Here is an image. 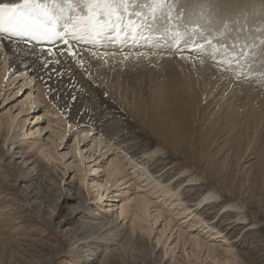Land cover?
<instances>
[{"label": "rangeland", "instance_id": "374dc122", "mask_svg": "<svg viewBox=\"0 0 264 264\" xmlns=\"http://www.w3.org/2000/svg\"><path fill=\"white\" fill-rule=\"evenodd\" d=\"M120 15L117 23L122 31L118 36L109 31L95 44L76 42L73 44L74 50L89 46L101 57L96 58V62L104 63L103 67L107 70L105 75L119 82L123 92L130 91L128 100L133 97L137 101L142 99L145 110L142 114L132 113L130 122L138 133L142 132L173 158L174 168L182 169L184 176L198 180L197 185L192 187L202 188L205 195L212 192L220 202L232 205L220 211L219 219H232L233 228L228 234L222 232L217 237V225L213 231L199 222L191 228V223L197 218L191 220L193 216L185 219L182 215H176L177 211L169 207L168 202L164 203L163 197L153 196L156 205L151 208V217L145 226L149 232L142 231L144 244L150 248L138 254L147 255L150 264H264V0H164L156 5L153 0H128L127 10L121 9ZM207 41H212V44L208 45ZM195 45H201L203 50ZM121 54H125L122 61L119 59ZM80 56L81 53H78L77 59L83 61V67L75 60L77 66L86 72L93 87L107 93L109 90L101 83L106 78L99 79ZM192 61L210 65L225 76L226 81H231L222 98L219 93L225 82L215 84L209 77L203 85L195 69L189 66ZM3 66L1 64L0 68ZM184 69H188L190 78ZM16 71L8 72L5 80L13 79L17 74H12ZM18 82L5 89L3 85L2 88L0 126L5 124L9 113L18 117L10 131L3 127L5 132L0 134V152L3 153L2 158L7 159V152L12 146L19 148L17 145L24 143L25 149L29 150L30 160L33 155L39 156L67 195V199L60 200L58 211L68 208L66 200L76 197V189L83 192V210H91L92 207L100 211L108 209L114 212V216L125 201V191L130 190L133 195L146 193L148 189L142 185L149 181L139 180L143 172L132 164L128 166V172L134 177L132 184L117 188L120 196L116 202H111L115 199L111 193L101 201L97 192L94 193L88 186L91 184L89 180L94 178L91 176L93 171L86 172L88 166L85 163L78 171L73 167L75 160L70 152L76 128L70 127L64 141L58 146L54 161L31 149L37 142L43 150L51 148L53 153L55 143L52 141L58 138L49 129L42 131L41 138L38 135L27 138L24 135L27 129L32 128V132H36L35 126L45 127L46 124H35L37 117L34 118V115L43 113V109H36L29 116H26L28 113L18 115L21 100L25 97L24 93L14 96L23 81ZM155 91L159 92L162 104L148 100L150 98L147 97ZM211 92L215 93V100L206 102V96ZM108 95L105 94L106 99ZM254 99L260 100L258 105ZM9 122H12L11 117ZM92 138L81 142L82 152L95 154L94 159L107 163L106 158L110 156L111 159L113 154L109 152L107 156L100 157L106 151L107 144L101 145V150L95 148L92 151ZM116 143L109 142L110 145ZM111 148L126 157L121 149ZM64 154L68 156L63 158ZM24 172L27 175L28 170ZM102 175L104 173L99 176ZM16 176L14 172L0 169V264H81L89 259L88 252L71 253L74 241L65 237L55 225H48L49 219L59 220L56 215L46 209V215L41 217L33 212L32 204L20 190ZM179 176L168 182L170 186L178 185ZM102 180L104 177L99 182ZM70 185L75 187L73 194L68 191ZM186 185L187 181L176 191L177 194L184 188L190 189ZM190 190L189 194L198 192ZM196 196L194 194L191 199ZM156 207L162 208L168 219L170 215L173 217L174 222L170 227L164 218L154 219ZM196 208L194 206L193 209ZM240 218L246 221L238 220ZM124 222L130 225L132 218L128 216ZM177 227H182L191 236H198L208 246L214 245L215 254L207 258L205 249L197 251L196 247H190L188 241L184 245V239H180L176 232ZM67 228L72 229L71 226ZM65 235H68L67 231ZM230 248L231 252H227ZM130 253L119 249L104 264H128V259L134 258ZM130 264H134V261H130Z\"/></svg>", "mask_w": 264, "mask_h": 264}, {"label": "bare ground", "instance_id": "6f19581e", "mask_svg": "<svg viewBox=\"0 0 264 264\" xmlns=\"http://www.w3.org/2000/svg\"><path fill=\"white\" fill-rule=\"evenodd\" d=\"M72 43L77 44L74 41ZM85 46L83 48L81 46L82 49L76 51L81 53L80 58L88 63V67L97 74L99 79L106 78L100 82L103 87H107L109 90L108 92L106 91L107 93L92 86V81L86 76V72L77 66L76 59L71 58L67 54L65 51L67 46L62 41L58 40L54 45H49L46 42L37 43L36 41L24 43L20 42L17 37L9 38L7 34L0 35V61L4 65L3 68H0V72L2 71L0 74V96L4 92L2 89L3 85L5 89L16 81H19L18 83L23 81L19 86L20 90L18 89L14 95L25 94L24 99L21 100V106L19 105L21 109L18 115L28 113L26 116H29L36 109H43V113L34 115V118L37 117L35 124L43 122L46 124L45 127L44 125L35 126L36 132H32V128H29L24 132V135L27 138L38 135L41 138L42 131L49 129L57 136L58 140L52 141L53 144L55 143L53 153L51 148L43 150L37 142L31 147V149L39 151L49 161L57 159L58 146L64 141L70 127L76 128L74 132L76 137L70 152L72 154L71 158L75 160L73 161V167L75 171H78L79 167L85 163V166H88L85 169L86 172L93 171L91 176L94 178L89 180L91 184H88V186H90L91 191L97 192V196L100 197L101 201L111 193V197L115 198L111 202H116L120 196L116 192L117 188L124 185L128 186V183L132 184L134 177H131V173L128 172V166L132 164H135L143 172L139 180L144 179L142 182L149 181V183L142 185L147 187V194L137 193L133 195V193L129 192L130 190L125 191L123 193L125 201L121 203L120 211L114 216V212L108 209L100 211L92 207L91 210H83V192L80 189H76V197L66 200L68 208L58 211L60 200L67 199V195L62 192V186L56 181L55 175L47 169L46 164L40 160L38 155H33L32 159H29V150L25 149L26 145L24 143L17 145L20 146L19 148L12 146L10 151L7 152V159L2 158L3 153L0 152V161L2 163L0 164V169L5 170V172H14L17 175V182L21 186L20 190L24 193L26 200L31 202V209L39 217L46 215L44 209L56 215L55 217L59 220L49 219L48 225H55L56 229L60 230L65 237L74 241V245L71 246V253H90L89 259L83 260L81 264H96V262L104 264L119 249H124L126 252L131 251L130 254L134 255V258L128 259V264H130V261H134V264H150L147 260V255L138 253L150 248L149 245L144 244L142 231L145 233L149 232V229L145 228V226L148 218L151 217V208L156 205L152 200V197L156 195H158V198L163 197L164 203L168 202L169 207L171 206L174 211H177L176 215H182L185 219H188L189 215L193 216L191 220L197 218V221L193 220L191 223V228L199 222L209 228L210 231L216 229L217 225V229H219L215 233L217 237H220L222 232H227L228 234L229 230L233 228L231 226L232 222H230L232 219L226 220V217L219 219L221 216H219V213L221 210L232 207V205L220 202L218 196L213 195L212 192L205 195L202 188L192 187L197 185L198 180L190 178V176H184L185 172H181L182 169L174 168L173 158L166 155L164 149L156 145L142 132H137L129 117H131L132 113L142 114V111L145 110L144 102H141L142 99L139 97L140 101H137L134 97L128 100V92L130 91L123 92L119 82H114L109 75H105L107 70L103 67L104 63L96 62V58L100 56L93 49L88 48L89 46L87 48ZM48 47L55 48V57H49L46 52L42 51V49ZM124 55H119L121 61ZM53 60H59V63H48L45 66V61ZM204 61L207 60L204 59ZM189 66L195 69V73L201 79L203 85L209 77L212 78L215 84L225 82L222 92L219 93L221 98L232 84L231 81H226L225 76L217 73L208 64L200 65L192 61ZM15 70L17 71L12 75H17L13 79L10 77L12 83H10V79L5 80L8 72ZM184 71L190 78L191 74L188 69H184ZM252 80L255 79L252 78ZM105 94H109L108 99L105 98ZM214 96H216L215 93L211 92L209 96H206L205 101L215 100ZM147 98H150L148 100L161 103L158 91H155ZM259 101L254 99L257 105ZM126 107L130 109L127 110ZM9 117L12 118V122H9ZM16 117L18 116L13 117L11 113L8 114L5 124L2 123L0 126V134L5 132L4 126L8 128V131L14 127ZM88 137H94L92 138L94 143L91 148L92 151L95 148L101 150L103 149L101 145L107 144L105 146L107 147L106 151L103 155H100V157H105L109 152L113 154L111 159H109L110 156L106 158L108 160L107 163L94 159L95 154H88V151L87 153L82 152L80 144ZM50 140L52 139L50 138ZM112 141L117 143L110 145L109 142ZM46 146L49 147V143ZM112 146L121 149L126 157H122L119 152L115 153L111 148ZM85 149L83 150L84 152L86 151ZM181 150L184 149L181 148ZM46 152L47 154H45ZM87 154L88 156H86ZM16 155L19 157L16 158ZM67 156V154H64L63 158ZM25 170H28L27 175L24 172ZM167 172L169 174L166 175ZM176 172L177 174H175ZM101 173H104V175L99 176ZM156 174L159 175L156 177ZM20 175L22 176L21 179L19 178ZM178 175H181L177 179L178 185L170 186L168 182L172 179L174 180ZM103 177L104 180L99 182ZM162 178L167 180L164 181ZM47 180L54 182V184L48 183ZM185 181H187L186 187L188 186L198 192L189 194L191 190H185L184 188L185 191L182 190L181 193L177 194L176 191ZM68 189L73 194L72 191L75 190V187L70 185ZM194 194L198 196L191 199ZM174 197H176L175 200H173ZM210 204L212 206L206 208ZM194 206H197V208L193 209ZM57 211L58 215L56 214ZM153 212L154 219L164 218L168 227L174 222L171 215L168 219L162 208L156 207ZM128 216L132 218L130 225L123 223V220ZM238 220L246 221L244 218ZM69 226L72 229L67 228ZM66 231L68 235H65ZM176 232L180 239H184V245L188 241L190 247H196L197 251L205 249L207 258H211L215 254L214 245L212 247L208 246L198 236L187 234L182 227H177ZM252 248L254 247H250V249ZM231 250L232 248L227 250V252H231ZM94 255L96 256L95 259L92 258ZM194 256L196 257V254Z\"/></svg>", "mask_w": 264, "mask_h": 264}, {"label": "snow or ice", "instance_id": "6c2138e0", "mask_svg": "<svg viewBox=\"0 0 264 264\" xmlns=\"http://www.w3.org/2000/svg\"><path fill=\"white\" fill-rule=\"evenodd\" d=\"M164 0H153L162 4ZM128 0H19V2H0V35L17 37L20 42L36 41L54 45L62 41L66 52L83 67L77 59L73 41L95 44L106 32L117 36L122 29L117 23L121 19L120 10H127ZM115 17V19H113ZM208 45L212 41H207ZM194 47L203 50L201 45ZM49 57H55L52 47L42 49ZM64 54V53H61ZM95 55V53H93ZM59 63V60L45 61ZM227 63H231L228 61Z\"/></svg>", "mask_w": 264, "mask_h": 264}]
</instances>
